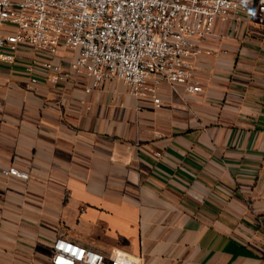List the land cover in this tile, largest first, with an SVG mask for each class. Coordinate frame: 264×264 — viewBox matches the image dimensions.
I'll return each mask as SVG.
<instances>
[{
  "label": "crops",
  "instance_id": "obj_1",
  "mask_svg": "<svg viewBox=\"0 0 264 264\" xmlns=\"http://www.w3.org/2000/svg\"><path fill=\"white\" fill-rule=\"evenodd\" d=\"M236 21L199 40L201 90L163 82L159 106L118 79L31 82L27 46L0 61V264H47L58 235L142 264H264V20Z\"/></svg>",
  "mask_w": 264,
  "mask_h": 264
},
{
  "label": "built area",
  "instance_id": "obj_2",
  "mask_svg": "<svg viewBox=\"0 0 264 264\" xmlns=\"http://www.w3.org/2000/svg\"><path fill=\"white\" fill-rule=\"evenodd\" d=\"M249 15L263 21L264 0H0V61L13 62L18 49L27 46L33 55L24 70L31 82L38 81V74L50 83L82 74L93 86L118 79L132 94H148L159 106L163 82L182 83L188 93L201 90L192 58L209 52L199 40L213 31L215 21L234 18L239 23ZM59 46L75 51L68 63ZM2 173L27 177L15 166ZM47 264L142 260L58 235Z\"/></svg>",
  "mask_w": 264,
  "mask_h": 264
},
{
  "label": "rangeland",
  "instance_id": "obj_3",
  "mask_svg": "<svg viewBox=\"0 0 264 264\" xmlns=\"http://www.w3.org/2000/svg\"><path fill=\"white\" fill-rule=\"evenodd\" d=\"M258 21V20H257Z\"/></svg>",
  "mask_w": 264,
  "mask_h": 264
}]
</instances>
